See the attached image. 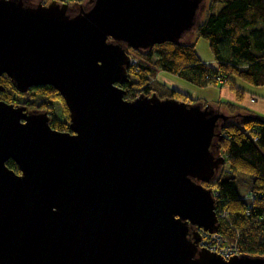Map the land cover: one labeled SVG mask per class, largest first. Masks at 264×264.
<instances>
[{
  "label": "water",
  "instance_id": "1",
  "mask_svg": "<svg viewBox=\"0 0 264 264\" xmlns=\"http://www.w3.org/2000/svg\"><path fill=\"white\" fill-rule=\"evenodd\" d=\"M205 0H0V77L49 86L68 132L0 100V264H264L199 248L219 221L204 186L225 165L228 116L156 94L126 100L127 49L179 44ZM0 91H3L0 86ZM12 160L16 174L6 166Z\"/></svg>",
  "mask_w": 264,
  "mask_h": 264
},
{
  "label": "trees",
  "instance_id": "2",
  "mask_svg": "<svg viewBox=\"0 0 264 264\" xmlns=\"http://www.w3.org/2000/svg\"><path fill=\"white\" fill-rule=\"evenodd\" d=\"M55 1L78 7L87 0ZM217 4L222 7L213 12ZM194 33L196 39L208 42L214 65L198 57L194 43L184 41L157 44L145 51L127 49L136 63L127 69L128 82L119 86L125 92L124 98L131 101L139 95L155 93L160 99L196 103L157 82V72L169 73L201 88L222 80L235 92L237 99L242 98L243 92L235 86L233 78L253 86H264V0H210L204 19ZM0 86L3 100L14 106L29 97H39L38 108L49 115L50 127L60 132L69 131L68 111L53 88H32L21 94L6 76L0 77ZM55 101L61 105L64 117L61 123L54 119ZM226 106L232 111L235 107L229 103ZM218 145L227 162L216 179L205 187L218 193L215 209L229 213L230 225L219 221L217 232L229 242L237 239L241 255L264 259V120L249 115L237 116L223 125ZM6 166L19 174L12 160H8ZM239 184L247 186L249 194H240Z\"/></svg>",
  "mask_w": 264,
  "mask_h": 264
},
{
  "label": "rangeland",
  "instance_id": "3",
  "mask_svg": "<svg viewBox=\"0 0 264 264\" xmlns=\"http://www.w3.org/2000/svg\"><path fill=\"white\" fill-rule=\"evenodd\" d=\"M28 1H29L30 5L36 6L39 3H43V4L48 5L49 3H51L54 0H28ZM209 2H210V0H205V7H204V10H203V12L201 14V17H200L201 21L204 19L206 11H207V9L209 7ZM84 4H82V5H84ZM69 6H72V5L69 4ZM221 7H222V4H217L215 6L213 12H217ZM181 41H184L186 43H194L195 44V51H196L198 57L202 61H210L213 58L211 50H210V48L208 46V42L205 39H202V38L196 39V34L195 33H190V34L186 35V37H183L181 39ZM161 76L163 78H168L171 81L175 82L178 86L183 87L186 90L187 95H189V97L191 98L190 100L196 102L194 104H202L203 106L204 105H209V106H212L213 108L217 109L212 104H214L216 101H218L217 100L218 99V88H215L212 85H209V86L203 87V88L197 87V86H193V85L181 80L180 78H178L176 76H173V75H171L169 73H166V72H157V74L155 76V80L157 82H159L158 80L161 78ZM151 80H153V79H151ZM164 87L172 89V88H170V85H166L165 84ZM32 93H34L33 95H36L34 91H32ZM136 95H138V94H136ZM28 99H27V101L23 100L21 102H27L28 104H30L31 108L34 109V110H37V111L41 110V109L38 108V105L40 104L39 97L32 96V97H29ZM0 100H3V97L1 96V94H0ZM53 110H54V119L56 120V122L57 123L63 122L64 121V117L62 115L61 105L58 102H56V101L53 103ZM50 119H51V116H50ZM68 124H69V122H68ZM237 188H238V191H239L240 194H244L248 190L247 186H245L244 184H239L237 186Z\"/></svg>",
  "mask_w": 264,
  "mask_h": 264
},
{
  "label": "crops",
  "instance_id": "4",
  "mask_svg": "<svg viewBox=\"0 0 264 264\" xmlns=\"http://www.w3.org/2000/svg\"><path fill=\"white\" fill-rule=\"evenodd\" d=\"M203 62L214 65L213 58L210 61ZM158 81L162 85H170V88L191 99L183 87L178 86L170 79L161 76ZM233 81L235 86L243 92L242 98L237 99L235 92L222 81V83L218 82L216 85H212L218 88V101L212 105L228 116L249 115L264 120V86H253L237 78H233ZM227 103L235 106L233 111L226 106ZM248 192L243 195L249 194Z\"/></svg>",
  "mask_w": 264,
  "mask_h": 264
},
{
  "label": "built area",
  "instance_id": "5",
  "mask_svg": "<svg viewBox=\"0 0 264 264\" xmlns=\"http://www.w3.org/2000/svg\"><path fill=\"white\" fill-rule=\"evenodd\" d=\"M130 63L135 64L136 61L130 59ZM219 83H222V80H219ZM221 155L224 157L226 164V157L223 154ZM213 193L214 197H218L217 192L213 190ZM215 213L218 221H225L227 224L230 225L229 213L227 211H219L215 209ZM196 232L199 237V248L204 249L210 253L216 254L225 261L241 255L238 249L237 239L234 242H229L217 231L209 232L203 229H196Z\"/></svg>",
  "mask_w": 264,
  "mask_h": 264
},
{
  "label": "flooded vegetation",
  "instance_id": "6",
  "mask_svg": "<svg viewBox=\"0 0 264 264\" xmlns=\"http://www.w3.org/2000/svg\"><path fill=\"white\" fill-rule=\"evenodd\" d=\"M32 90V88L30 89ZM22 101V100H21ZM19 102V105H23L25 108H26V111L29 112V111H37V110H34L32 109L27 102ZM208 184H204V186H207Z\"/></svg>",
  "mask_w": 264,
  "mask_h": 264
}]
</instances>
